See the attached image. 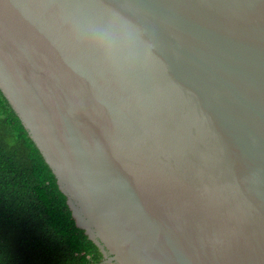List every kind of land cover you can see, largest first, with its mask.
<instances>
[{
  "label": "water",
  "instance_id": "obj_1",
  "mask_svg": "<svg viewBox=\"0 0 264 264\" xmlns=\"http://www.w3.org/2000/svg\"><path fill=\"white\" fill-rule=\"evenodd\" d=\"M0 91L100 264H264V0H0Z\"/></svg>",
  "mask_w": 264,
  "mask_h": 264
},
{
  "label": "trees",
  "instance_id": "obj_2",
  "mask_svg": "<svg viewBox=\"0 0 264 264\" xmlns=\"http://www.w3.org/2000/svg\"><path fill=\"white\" fill-rule=\"evenodd\" d=\"M102 260L0 91V264H100Z\"/></svg>",
  "mask_w": 264,
  "mask_h": 264
}]
</instances>
